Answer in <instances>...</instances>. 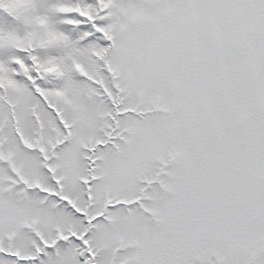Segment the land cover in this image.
Masks as SVG:
<instances>
[{"label": "snow or ice", "instance_id": "1", "mask_svg": "<svg viewBox=\"0 0 264 264\" xmlns=\"http://www.w3.org/2000/svg\"><path fill=\"white\" fill-rule=\"evenodd\" d=\"M0 264H264V0H0Z\"/></svg>", "mask_w": 264, "mask_h": 264}]
</instances>
